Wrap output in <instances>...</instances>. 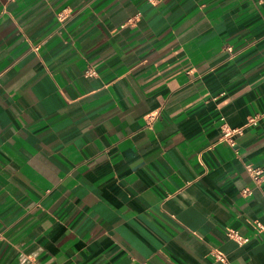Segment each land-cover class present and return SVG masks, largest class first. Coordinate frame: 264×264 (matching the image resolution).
Segmentation results:
<instances>
[{
  "label": "clouds",
  "instance_id": "clouds-1",
  "mask_svg": "<svg viewBox=\"0 0 264 264\" xmlns=\"http://www.w3.org/2000/svg\"><path fill=\"white\" fill-rule=\"evenodd\" d=\"M66 2L67 0H35V3L23 10H21L18 0H11V5H15V7H11L9 4H0V25L6 26L7 22L11 21L13 26L11 31H7L3 36V39L7 42L4 44L3 51L0 52V61L6 60L9 55L20 49V52L13 57L14 62L10 66H0V80H3L7 73L28 59V57H33L23 69L18 71L19 79L12 84L11 88L5 87L3 83H0V88H3L6 95L15 102L16 97L25 91V85H27V90L30 91L35 84L47 77L51 84L55 86L59 97L66 105V107L58 110L57 115L67 117L59 124L48 123L47 135L56 137L51 143L50 155H60L62 159L69 163L70 167L62 171L61 167L51 163L46 158L40 160L41 168L34 169V171L38 175H43L47 180V184L40 187L39 181L35 185L30 180L28 181L29 187L33 191H37L40 196L38 201L29 198L27 203H24L8 188L2 190L7 192L16 207L23 209L25 214L23 218H27V216L33 217L32 220H29V224L33 222L39 223L37 240H33L31 244L35 248L31 252L24 250V244L13 243L7 237L6 233L11 230V224L5 223L3 225V231L0 232V242L11 244L17 250L19 264H69L63 254L58 257L50 248L37 241L40 238H46L51 243V236L47 234L55 229L57 225H63L67 228V233L54 246L60 247L62 241L66 240L69 235H75L76 239H84L87 244L90 239H86L85 235H90L91 237V232L78 236L77 230L80 227L73 229L69 226L71 223H68V221L87 207L93 210L85 213L81 224L83 225L85 221L101 224V212L95 210L94 206L101 204L104 199V185L109 180L115 182L113 185L126 189L120 200V204L123 205L121 209L122 215L150 213L149 218L154 216L164 223H167L165 217H168V219L175 222L176 237L179 238L183 229V221L167 205L173 203L183 212L188 207L184 203L185 200L194 204L195 200L187 190L194 184L200 183L210 172L203 159L204 155L223 145L233 151L236 159H241L248 154L246 149L239 147L240 142L245 139V129L251 126L258 127L259 121L264 119V113L257 112L254 117L250 115L248 123L242 127L232 128L228 122V117L223 115L222 109L231 104L236 99V96H229L226 90L220 91L218 95L213 94L204 83V76L216 71V68L212 66L213 61L221 56H227L223 63L232 65L244 50L237 51L225 37L215 50L211 51L208 59L193 63L192 57L187 54L188 48L186 46L207 31L204 25H212V21H209L205 13L209 5L201 4L199 0H192L190 4L181 5L177 9L179 13L177 19L179 16H184L185 19L181 20L179 25L173 26V24L167 23L176 15L167 7L170 0H144L139 5L132 4L135 13L128 14L125 12L121 22L112 27L107 34L112 38L119 37L116 44L104 52H99L96 57L90 59L89 54L99 47L100 41L95 40V37H93L95 43L90 48L83 49L82 45L80 47L77 46L75 34L68 29V24L76 19L73 13L76 12L78 16L84 17L83 20L77 21L75 27V30L79 32L85 28L86 24L91 23L92 28H94L96 24L103 23L104 17H109V14L119 11L123 0H113L109 8L99 13L94 7L97 0H88L83 7L80 4H76L75 7H65L64 4ZM193 8H198L199 14L193 15ZM245 11L251 14L259 12L261 16H264V0H249V7ZM50 16L55 22L54 26L37 41H33L26 28L36 31L47 23ZM90 17H96L95 22H91ZM160 20L165 21V23H158ZM142 21L147 22L145 28L140 27ZM126 30H130V33L135 35L147 33V36L144 37L145 42H138L137 51H132L131 47L124 46L128 44L129 38L121 36V33ZM169 31L172 39L158 44L157 41L163 40V35L161 37L156 35V33L166 35ZM66 32L68 33L67 39H65ZM13 34H15V38L10 39ZM97 36L104 39L99 31ZM148 36H151V39H148ZM56 37H59L60 45L52 50L48 49L49 41ZM225 44H227V47H225ZM153 49H155L157 54L164 53L158 60L152 62L151 67L155 69L153 74L146 78L133 79L134 74L139 73L140 69L148 67L149 60L145 57ZM53 52H55V55H53ZM129 55L134 56L135 59L129 60ZM113 60L117 61L115 66L110 63ZM173 60L175 61L174 63H169V61ZM62 61L64 63H61ZM36 65L40 66L41 72L36 70ZM160 65H167V67L160 70ZM73 66L75 67L70 76L69 69L73 68ZM236 67H240V65H236ZM54 68L56 71H53ZM202 68L204 69L203 71L201 70ZM58 75L63 78V83L57 79ZM182 76L184 79L180 78ZM240 78V75H234L230 83H236ZM125 81H127V86L124 83ZM83 82H87V84L84 85ZM261 83H264V76H261L254 84H249L248 88L251 89ZM142 86L143 91H141ZM69 88L77 93L74 98L69 96L67 92ZM81 88H83V91H81ZM161 88L167 89V96L156 95L153 98V103L157 106L151 107L138 118L137 121L140 125L138 131L129 135L126 127L119 134H113L115 139L107 144L101 139L99 133L94 138L92 137L91 133L101 126L96 124V117L108 116L109 113H125L126 110L122 107V102L127 106V109H135L142 100H146L152 93L157 92ZM240 94L237 93V96ZM32 95L34 106L41 114V120L49 121L48 110L41 106L39 97L34 93ZM224 97L227 98L225 99ZM211 104H215L216 111L221 113L218 122H212L210 128H204L203 124H201L203 136L198 137L195 141L189 140L180 129L178 119H191L193 115H196V119L199 122L197 110L201 109V107L207 109ZM76 106H80L83 115L68 117V110ZM165 111H167V121L170 123H164ZM114 118L110 117L102 122L107 134L114 127L112 124ZM15 119L16 123H9L8 125L11 136L4 142V144L11 142L14 149L16 147L15 141L20 138L18 135L20 130H24L31 135L36 133L38 127V124L29 125L23 115H17ZM119 122L129 125L132 121L128 116H125ZM17 124L19 128H17ZM162 124L163 126L159 127ZM213 129H217L220 133L217 138L209 137V133ZM125 132H127V135H124ZM61 133H64V136H61ZM72 133H75V135ZM165 134H171L166 146L160 144V138ZM44 135V133H41L40 138L42 139ZM137 136H140L141 139L137 140ZM153 138L160 145V156H165L174 150L175 155L171 157L172 160L176 159V156L186 162L188 159L195 160L203 169V174H197L195 167L188 164L189 168L194 169L193 179L182 178L183 182L179 187H173L171 179L168 177L161 181L149 169L152 157L146 159L144 155L140 154L141 148H144L145 151L149 150V146L153 145ZM127 141H132L130 151L136 158L131 159V162L126 164L125 169L117 170L116 166L125 162L124 153L129 151L127 148L120 150V145L125 144ZM194 144L196 145L195 148L193 147ZM181 145H185V147H181ZM92 147L95 148L94 152L89 151ZM53 149L56 150L54 151ZM114 149L117 150L115 155H113ZM28 151L30 154L28 167L31 168L33 167L31 161H37L36 158L43 154L35 145H31ZM185 151L188 152V157H185ZM5 155H8V153H5ZM17 155L18 150L17 154H14L12 158L15 160ZM105 164L111 169L107 174L109 179L97 184L98 179L94 176V173ZM10 167L11 165L7 163L0 165V174H3L4 169H9ZM244 168L249 174L252 184L257 188L264 186V171H254L250 163H245ZM81 169H85V171L81 172ZM141 172L150 178L154 177L155 184H146L139 175ZM173 175H179V173L173 169ZM228 176L230 179L237 180L238 187L242 184V180L239 179V173L235 170L229 173ZM257 177L260 179L258 180ZM9 184H11L10 180ZM137 185L139 187H136ZM157 186L160 187V191L163 193L162 197L152 191V188ZM220 186L223 187L222 184ZM58 190L62 192L63 199L68 201V205H74L69 217L64 219L57 215L56 207L50 209L45 206V201ZM24 194L27 195V190H24ZM147 194H150V196L147 203H145L142 198ZM254 196L255 192L251 186L243 187L238 201H234L232 207L227 209V211L235 213L236 221L241 220L240 213L246 209ZM59 203L61 201H57V205ZM134 205L139 207H134ZM37 213L42 215H37ZM261 216H264V214H260L255 220L250 217L244 218V224L251 226V235H249L247 227H242L238 230L232 227L231 223H228L224 229L228 239L238 249H243L253 239L264 237V222H262ZM121 223L122 219H117L111 224L112 233L105 230L103 235H107L116 243L121 244L123 249V237L118 231ZM89 226L91 227V225ZM186 230L196 241L201 244L204 243L203 235L191 228ZM22 231L23 229L18 230L16 235L19 236ZM141 255H143V264H152V261L160 256H163L165 260L168 259L163 248H159L157 253L144 251ZM128 256L132 264H140L136 255L128 253ZM101 258H107V256H101ZM78 259L79 253H73V264ZM203 259H211L213 264H230L227 254L219 248H212L205 254ZM232 264H241V260L237 258Z\"/></svg>",
  "mask_w": 264,
  "mask_h": 264
},
{
  "label": "crops",
  "instance_id": "crops-1",
  "mask_svg": "<svg viewBox=\"0 0 264 264\" xmlns=\"http://www.w3.org/2000/svg\"><path fill=\"white\" fill-rule=\"evenodd\" d=\"M87 2L88 0H67L64 6L75 7L76 4H80L83 7ZM143 2L144 0H123L119 11L109 14V17H104L103 23L96 24L94 28H92L91 23L86 24L85 28L79 32L75 30V27L77 21L83 20L84 17L78 16L74 12L73 15L76 19L68 24V29L75 34L77 46L80 47L82 45L83 49L90 48L95 43V40L100 41L99 47L89 54V58L91 59L96 57L99 52H104L116 44L119 37L112 38L107 34L112 27L121 22L125 12L128 14L135 13L132 4L139 5ZM18 3L21 5V10H23L32 3H35V0H18ZM112 3L113 0H97L94 7L99 13L109 8ZM190 3H192V0H170L167 7L171 12L176 13V15L167 23L173 24V26L179 25L185 17L179 16L177 19L179 15L177 9L181 5ZM199 3L209 5L205 13L209 21H212V25L205 24L204 27L207 28V31L186 46L188 48L187 54L192 57L193 63H199L202 60L208 59L211 51H214L225 37L237 51L244 50L232 65L223 63L227 59V56L219 57L212 63L216 71L204 76V83L213 94L218 95L220 91L226 90L229 96H236V99L231 104L222 109V113L228 117V122L232 128H239L248 123L250 115L254 117L257 112L264 113V83L255 85L251 89L248 88L249 84H254L256 80L264 76V16H261L259 12L251 14L245 11L249 7V0H199ZM0 4H9L11 7H15V5H11V0H0ZM192 14H199L198 8H193ZM234 18L236 19L234 20ZM89 19L91 22H95L96 17H90ZM54 23V20L50 16L47 23L43 24L38 30L26 28V31L31 35L33 41H37L54 26ZM158 23L162 24L165 21L160 20ZM146 26L147 22L142 21L140 27L145 28ZM11 27H13L11 21H8L6 26L0 25V52L3 51L4 44L7 42L3 39V36L7 31H11ZM98 31L104 39L97 36ZM156 35L161 37L163 35V40L157 41L158 44L172 39L170 31L166 35L161 33H156ZM121 36L129 38L128 44L124 45L125 47H131L132 51H137L138 42H145L144 37L147 36V33L135 35L131 34L130 30H126L121 33ZM93 37H95V40H93ZM14 38L15 34L10 39ZM67 38L68 33L66 32L65 39ZM148 39H151V36H148ZM60 43L59 37L53 38L49 41L47 48L52 50L60 45ZM225 47H227V44H225ZM18 52H20V49L9 55L6 60L0 61V66H10L14 62L13 57ZM53 55H55V52H53ZM162 55L164 53L157 54L155 49H153L145 57L149 60L148 67L140 69L139 73L134 74L133 79L146 78L152 75L155 69L151 67V64ZM32 59L33 57L30 56L18 64L16 68L7 73V76L3 80H0V83H3L5 87L11 88L12 84L19 79L18 71L23 69ZM133 59L135 57L129 55V60ZM174 62V60L169 61V63ZM61 63H64V61ZM110 63L115 66L117 61L113 60ZM236 65H240V67H236ZM74 67L69 69L70 76L73 73ZM166 67L167 65H160V70ZM36 70L38 72L42 71L39 65H36ZM201 70L203 71L204 69L202 68ZM53 71H56V69L54 68ZM234 75H240L241 78L236 83H230ZM180 78L184 79L183 76ZM57 79L63 83L61 76L58 75ZM124 83L127 86V81ZM83 84L86 85L87 82H83ZM81 91H83V88H81ZM141 91H143V86L141 87ZM67 92L72 98L77 94L71 88L67 89ZM33 93L40 98L41 106L48 110L49 121L45 122L41 120V114L33 103ZM237 93L241 94L237 96ZM167 94V89L161 88L157 92L152 93L146 100H142L135 109H127V106L122 102V107L126 110L125 113H109L108 116H98L95 118L96 124L101 126L91 133L92 137L94 138L99 133L101 139L107 144L115 139L113 134H119L126 127L128 128L129 135L132 132L138 131L140 126L137 121L138 118L151 107L157 106L153 103V98L156 95L167 96ZM224 98L226 99L227 97ZM62 107H66V105L59 97L55 86L51 84L47 77L38 84H35L30 91L27 90V85H25V91L16 97L15 102L6 95L3 88H0V165L5 163L11 165L9 169H4L3 174H0V232L3 231L2 228L5 223L11 224L12 228L6 233L7 237L13 243L24 244V250L27 252L34 251L35 246H31V244L33 240H37L39 223L33 222L29 224V220H32L33 217L27 216V218H23L25 216L23 209L16 207V204L8 196L7 192H3L2 190L8 188L24 203H27L29 198L38 201L40 196L37 191H33L29 187L28 181L30 180L33 185L39 181L40 187L47 184L45 177L38 175L34 171V169L41 168L40 160L46 158L51 163L61 167L62 171L70 167L69 163L62 159L60 155H50L51 143L56 137L47 135L48 123L59 124L67 118L66 116L57 115L58 110ZM197 114L199 115V122L196 119V115H193L191 119H178L180 129L189 140L193 141L203 136L201 124H203L204 128H210L212 122H218L221 115V113L216 111L215 104L209 105L207 109L201 107V109L197 110ZM17 115H23V118L29 125L38 124V127L36 133L31 135L24 130H20L18 133L20 138L15 141L16 147L14 149L11 142L8 144H4V142L11 136L8 125L9 123H16L15 118ZM79 115H83L80 106L69 109L67 113L68 117H77ZM125 116H128L132 121L129 125L119 122ZM110 117H115L112 120L114 127L107 134L106 129L102 126V122ZM164 117V123H170L167 121V111H165ZM162 126L163 124L159 127ZM17 128H19L18 124ZM41 133L45 134L42 139L40 138ZM72 134L75 135V133ZM60 135L64 136V133ZM124 135H127V132ZM219 135L220 133L217 129H213L209 133V137L212 138H217ZM244 135L245 139L240 142L239 147L246 149L248 154L241 159H236L233 151L225 148L223 145L218 146L213 152L204 155L203 159L210 172L200 183L194 184L187 190L190 196L194 198V204L185 200L184 203L188 207L183 212L173 203L167 205L183 221V229L179 238L176 237L175 222L168 219V217H165L167 223H164L154 216L149 218L150 213L122 215L121 209L123 205L120 204V200L126 189L113 185L115 182L109 180L104 185V199L101 204L94 206L95 210L101 212V224L93 223L92 221H85L83 225L81 224L85 213L93 210L87 207L68 221V223H71L69 225L71 228L76 229L80 227L77 230L78 236L91 232V237L90 235H85L86 239H90L87 244L84 242V239H76L75 235H69L66 240L62 241L60 247L54 246L67 233V228L63 225H57L55 229L47 234L51 236V243L46 238H40L37 242L50 248L58 257L63 254L69 261V264H73V253H79V259L75 264H132L128 253L136 255L140 264H143V255L141 253L144 251L157 253L159 248H163L168 259L165 260L163 256H160L158 259L153 260L152 264H213L211 259H203L205 254L212 248H219L225 252L230 264L237 260V258L241 260V264H264V237H257L250 244L245 245L243 249H238L228 239V235L224 231L226 225L231 223V226L238 230L242 227H247L249 235H251V226L244 224V218L250 217L255 220L260 214H264V186L257 188L252 184L249 174L244 168L245 163H250L256 169L264 171V119L259 121L258 127L251 126L245 129ZM170 138L171 134L162 135L160 144L166 146ZM136 139L139 140L141 137L137 136ZM97 142L99 143V141ZM152 143L153 145L149 146L148 151L141 148L140 154L144 155L146 159L152 157L149 169L161 181L165 177H168L171 179L173 187H179L183 179H193L194 169L189 168L188 164L195 167L197 174H203V169L197 161L188 159L186 162L179 156H176V159L172 160L171 157L175 155L174 150L165 156H160V145L156 143L155 138H153ZM131 144L132 141H127L125 144L120 145V150L127 148L129 151L124 153L125 162L118 164L116 166L117 170L125 169L126 164L131 162V159L136 158L130 151ZM31 145L38 147L43 155L37 157V161H31L33 167L29 168L30 154L28 148ZM181 147H185V145H181ZM193 147L195 148L196 145L194 144ZM17 150L18 155L14 160L12 157L14 154H17ZM53 150L55 151L56 149ZM89 151L94 152L95 148L92 147ZM116 151V149L113 150V155H115ZM5 153H8V155H5ZM184 155L188 157V152L185 151ZM173 169L179 175L174 176ZM234 170L239 173V179L242 180V184L239 187L237 186V180L230 179L228 176ZM83 171L85 169H81V172ZM109 171L111 169L106 164L96 170L94 176L98 179L97 184L109 179L107 175ZM139 175L146 184H155L154 177L150 178L143 172L139 173ZM257 179L259 180L260 178L257 177ZM9 180L11 184H9ZM221 184L223 187L220 186ZM246 186L253 188L255 196L246 209L240 213L241 220L236 221L235 213L227 211V209L232 207L234 201H238L242 188ZM136 187H139V185ZM24 190H27V195L24 194ZM152 191L161 197L163 195L158 186L153 187ZM149 196L150 194H147L142 198L145 203H147ZM57 201H61V203L57 205ZM45 206L50 209L56 207L57 215L61 219L69 217L72 207H74V205H68V201L63 199V194L59 190L54 192L45 201ZM134 207L138 208L139 206L134 205ZM37 215L42 214L37 213ZM117 219H122L118 231L123 237V249L121 248V244L116 243L109 236L103 235L105 230L112 233L111 224ZM261 220L262 222L264 221V216H261ZM188 228L203 235L204 243L201 244L194 237L190 236L186 230ZM20 229H23V231L17 236L16 233ZM101 256H107V258L102 259ZM0 264H19L17 250L11 244L0 242Z\"/></svg>",
  "mask_w": 264,
  "mask_h": 264
},
{
  "label": "built area",
  "instance_id": "built-area-1",
  "mask_svg": "<svg viewBox=\"0 0 264 264\" xmlns=\"http://www.w3.org/2000/svg\"><path fill=\"white\" fill-rule=\"evenodd\" d=\"M253 170L256 171V170H258V169H256L255 167H253ZM263 222H264V221H263Z\"/></svg>",
  "mask_w": 264,
  "mask_h": 264
}]
</instances>
